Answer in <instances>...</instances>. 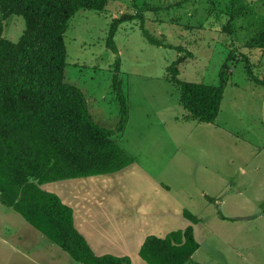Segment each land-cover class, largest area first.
Returning <instances> with one entry per match:
<instances>
[{"label": "rangeland", "instance_id": "1", "mask_svg": "<svg viewBox=\"0 0 264 264\" xmlns=\"http://www.w3.org/2000/svg\"><path fill=\"white\" fill-rule=\"evenodd\" d=\"M178 1L110 0L103 14L79 11L64 37L65 80L85 94L92 117L109 130L121 119L113 80L116 75L122 80L130 122L123 139L118 138L120 146L130 148L134 136L155 138L152 150L160 152L149 153L151 143L142 142L140 162L170 182L186 209L195 207L202 218L195 233L200 249L188 264H264V86L247 74L251 67L260 68L257 76L264 80V56L248 49L264 28V0H212L220 9L239 13L233 35L222 32V22L209 25L210 0H192L180 8L174 6ZM138 13L144 20L119 25L114 51L108 46L113 21ZM25 26L24 18L11 16L3 38L18 42ZM143 29L165 44H151ZM180 46L193 57L180 65L179 78L192 83L219 86L222 66L232 50L236 54L214 123L187 118L179 88L168 80V67L182 55L176 50ZM171 116L179 120L169 121ZM191 162L199 170L190 168ZM206 167L218 170L217 183L207 180L212 170L206 174ZM175 225L182 226L181 220ZM42 255L47 258L40 260ZM0 264L76 263L0 201Z\"/></svg>", "mask_w": 264, "mask_h": 264}, {"label": "trees", "instance_id": "2", "mask_svg": "<svg viewBox=\"0 0 264 264\" xmlns=\"http://www.w3.org/2000/svg\"><path fill=\"white\" fill-rule=\"evenodd\" d=\"M110 0H0V201L21 215L45 238L70 255L76 264H132L130 257H98L76 230L73 209L41 186L63 180L118 173L134 163L120 146L128 124V101L122 80L114 77L113 89L121 105V119L115 130L99 125L89 111L85 94L66 82L67 49L64 37L71 20L81 10L106 12ZM192 0H180V8ZM208 19L214 27L222 22V32L233 35L235 10L220 9L212 0ZM11 16L25 20L18 40L3 38L5 22ZM142 14L124 15L113 21L108 46L117 51L114 37L120 24ZM151 44L163 40L143 29ZM250 51L264 56V28L248 44ZM182 55L168 67V80L180 91L187 118L214 123L219 117L230 74L232 50L220 73V85L186 82L179 78L180 65L193 55L176 47ZM242 57L249 61L247 55ZM253 81L260 68L247 70ZM193 223L199 219L188 212ZM200 244L193 227L172 232L166 238L149 236L140 257L147 264H188Z\"/></svg>", "mask_w": 264, "mask_h": 264}, {"label": "crops", "instance_id": "3", "mask_svg": "<svg viewBox=\"0 0 264 264\" xmlns=\"http://www.w3.org/2000/svg\"><path fill=\"white\" fill-rule=\"evenodd\" d=\"M174 120L179 118L171 116L169 119ZM120 138L122 140L123 136ZM133 138L140 143L133 144L134 139L130 148H123L134 159V163L124 170L110 175L48 183L41 188L56 194L73 209L74 226L96 256L130 257L132 264H147L140 257V250L149 236L166 238L172 232L185 231L189 227H193L195 235L202 218L196 215L195 207L186 209L184 200L175 195L170 182L156 176L140 162L139 146L142 142L151 143L149 153L155 155L160 152L152 150L155 138ZM162 153L165 154V151ZM191 166L197 168L192 162ZM208 169H204L206 174ZM167 170L168 163L162 164L161 173L165 174ZM187 170L188 167L185 174L191 175ZM209 170H212V176L209 178L207 175V180L217 183L218 170ZM203 194L207 196L205 191ZM189 199L192 200V197L189 196ZM185 212L197 217L199 222L187 219ZM177 219L181 220L182 226L176 227ZM44 258L47 257L42 255L39 259Z\"/></svg>", "mask_w": 264, "mask_h": 264}, {"label": "water", "instance_id": "4", "mask_svg": "<svg viewBox=\"0 0 264 264\" xmlns=\"http://www.w3.org/2000/svg\"><path fill=\"white\" fill-rule=\"evenodd\" d=\"M263 120H264V105H263Z\"/></svg>", "mask_w": 264, "mask_h": 264}]
</instances>
